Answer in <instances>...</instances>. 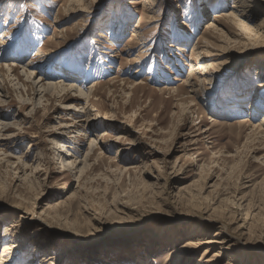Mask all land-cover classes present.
Wrapping results in <instances>:
<instances>
[{"label":"rangeland","instance_id":"obj_1","mask_svg":"<svg viewBox=\"0 0 264 264\" xmlns=\"http://www.w3.org/2000/svg\"><path fill=\"white\" fill-rule=\"evenodd\" d=\"M240 1L0 0V264H264V43H236Z\"/></svg>","mask_w":264,"mask_h":264},{"label":"bare ground","instance_id":"obj_2","mask_svg":"<svg viewBox=\"0 0 264 264\" xmlns=\"http://www.w3.org/2000/svg\"><path fill=\"white\" fill-rule=\"evenodd\" d=\"M215 1V3L217 2V0H214ZM219 1V0H218ZM224 1V0H223ZM237 0H235V2H236ZM241 1H243V0H241ZM240 1V2H241ZM250 1V0H249ZM239 2V3H240ZM246 3H247V5H246ZM237 4V3H236ZM240 4H242L241 6V8H242V10L241 11H235V12H231V13H223V17H226V18H228L229 20H234V21H236L238 24H237V26L240 28V29H242V31H244L245 33H247L248 34V36H249V38H245L244 36H243V33H239V32H237L236 34H235V36H236V43H242V44H246V43H248V45H252V43L253 44H259V43H264V22L262 23V24H260V26H258V27H255V28H252L250 25H248L245 21H243L242 19H240L241 18V16L242 15H244L245 13H246V9H248L249 7H250V5H249V3H248V0H247V2L245 1V2H241ZM247 7V8H246ZM236 8H238V7H236ZM240 8V7H239ZM251 9V8H250ZM187 11L189 12V13H193V12H196L195 10H194V7H192V6H190L189 8H187ZM188 13V14H189ZM194 14V13H193ZM192 16V15H191ZM219 17H221V15L220 16H218L217 18H219ZM222 17V18H223ZM211 26H213V23L211 24V25H209L208 26V28H210ZM216 30H218V29H216ZM218 32V31H217ZM218 33H220V34H222V31H219ZM237 38H239V39H237ZM249 40V41H248ZM230 42H231V40H229ZM4 42H0V47H1V44H3ZM206 43V42H205ZM207 44V43H206ZM209 44V45H208ZM207 44V50H208V54L209 55H213V53H214V51H219L223 46H218V48L217 47H215V46H212L210 43H208ZM180 49V48H179ZM211 49H214V51L213 50H211ZM1 50H3V47H1L0 48V51ZM220 52V51H219ZM218 52V53H219ZM219 54H221V53H219ZM39 55V54H38ZM208 55V56H209ZM218 54H216V55H213L212 57H216ZM220 56V55H219ZM198 59L199 58H201V61L198 63V68H196L195 69V67L193 66V71H195L196 70V72H197V70H199L200 72H202L201 74L203 75V76H205V79L204 80H202L203 82L204 81H207L208 79H209V75H208V73H209V68L211 69V68H213V67H216L217 65H219L220 63H219V61L217 62L216 60H205L206 58H202L201 56H196ZM218 57V56H217ZM262 60H264V59H262ZM262 62V61H261ZM15 65V64H14ZM29 66V65H28ZM30 67V66H29ZM9 68H10V71L12 70V68H13V66L12 65H10L9 66ZM192 68V67H191ZM211 72V71H210ZM26 75L29 77L28 79H31V78H33V75H34V81L36 80V78H37V76L39 75V72L38 71H32V72H28L27 70H26ZM30 73V74H29ZM64 74V77L66 78V79H71V77L68 75L69 74V71H64L63 72ZM257 74H262V72H260V71H258L257 72ZM201 75V76H202ZM58 78H54V75H48V74H45V76H40V77H38V79L36 80V82H34V84H32L33 86H35L36 84H37V87L40 85V91H42L41 92V94H43V93H49V92H51V91H60V92H66V90H68V89H70V90H73L74 89V85H70V86H67V85H65V83L64 82H57L58 80H57ZM59 79H61V78H59ZM46 80H49V81H54V82H50V83H45L44 81H46ZM55 80H57V81H55ZM78 80V79H77ZM201 81V82H202ZM65 82H67V80L65 81ZM187 84H191V81H190V79L188 80L187 79ZM193 83V82H192ZM195 87V86H194ZM192 88H193V86H192ZM76 89H78V91L80 92V94L81 95H84V96H87L88 95V93H84L83 91H82V87H78V88H76ZM193 90V89H192ZM236 93V92H235ZM242 94H243V91H242ZM244 95V94H243ZM234 97V96H233ZM241 97H243V96H241ZM243 99V98H242ZM236 102V104H235V107H233V108H235V110H236V106H239L240 104V102H238V101H234V103ZM250 107H249V111H250V115L251 116H254L258 111H260L261 110V107H262V104L264 103V95L262 94V93H260L259 91H258V89H257V91L254 93V95L252 96V98L250 99ZM241 108V107H240ZM238 110V109H237ZM245 121H247V120H245ZM261 124H264V120L262 121V123ZM74 127V125H70V127ZM76 131L77 132H81V130L79 129V127L78 128H76ZM60 142V141H59ZM61 144H63V143H61ZM65 145V144H64ZM67 156V155H66ZM61 157V156H60ZM61 158H63V157H61ZM67 158H63V164H64V166H67V167H69V168H71V169H73V167H74V164L73 163H71V162H67ZM233 202V201H232ZM230 204V203H229ZM235 205H237V204H235ZM224 214H225V212L224 211H222ZM210 243H212V242H207V244H210ZM217 244H221V247L219 248L220 249V251L219 252H225L226 250H227V248L225 247V245H223L224 244V242H222V241H218L217 242ZM5 249H4V251H3V255H2V259H3V262H5V260H4V258L5 257H7V251L8 250H10V249H12V248H10L9 247V245H5ZM191 248V251H195L196 249H197V246H194V247H190ZM207 253H209V252H205V255H207ZM204 255V256H205ZM219 255L220 254H215L211 259H209L208 261H207V263H209V264H217V262H218V257H219ZM221 256V255H220ZM206 258V257H205ZM35 260H31L30 261V263L29 264H34L35 262H34ZM199 264H201V263H199Z\"/></svg>","mask_w":264,"mask_h":264}]
</instances>
